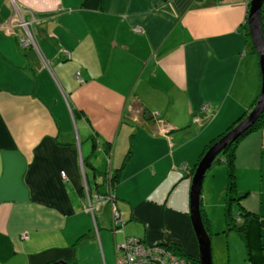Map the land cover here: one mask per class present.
<instances>
[{
    "label": "crops",
    "instance_id": "1",
    "mask_svg": "<svg viewBox=\"0 0 264 264\" xmlns=\"http://www.w3.org/2000/svg\"><path fill=\"white\" fill-rule=\"evenodd\" d=\"M83 1L0 0V264H116L124 235L198 256L192 171L261 92L248 4ZM22 20L36 42L27 48ZM235 164L245 232L224 233L225 165L208 170L202 207L226 239L219 264H264V127L242 139ZM109 192L124 232L111 207L109 219L88 209Z\"/></svg>",
    "mask_w": 264,
    "mask_h": 264
},
{
    "label": "water",
    "instance_id": "2",
    "mask_svg": "<svg viewBox=\"0 0 264 264\" xmlns=\"http://www.w3.org/2000/svg\"><path fill=\"white\" fill-rule=\"evenodd\" d=\"M264 0H251L248 10V28L251 41L259 57V67L262 76V86L260 97L252 110L223 137L216 141L206 152L197 165L193 176L190 191V215L193 227L199 242V264H213L212 237L208 233L202 218L201 203L202 190L205 176L225 149L231 142L239 138L249 130L264 112V22L262 9ZM54 264H69L64 260L54 262Z\"/></svg>",
    "mask_w": 264,
    "mask_h": 264
},
{
    "label": "trees",
    "instance_id": "3",
    "mask_svg": "<svg viewBox=\"0 0 264 264\" xmlns=\"http://www.w3.org/2000/svg\"><path fill=\"white\" fill-rule=\"evenodd\" d=\"M103 2H104V0H84L83 6L88 7V8H93V9H99L102 6ZM262 14H263V22H264V5H263V9H262ZM245 27H246V36H247L248 41H250V46H252L253 50L256 52L254 45L251 41V36L249 33V28H248V22L245 24ZM259 97H260V94L257 97V99L255 100L253 107L258 102ZM245 116L238 119L225 132H223L222 134H220L218 137H216L214 140H212L210 142V144L207 146V148L205 149V151L201 155L198 163L194 167V169L192 171L193 173H194L197 165L199 164L200 160L203 158V156L206 154V152L209 150V148L216 141H218L221 137H223L229 130H231L234 126H236ZM262 127H264V112L261 114L258 121L249 130H247L239 138H237L236 140H234L233 142H231L229 144V146L225 149V151L219 157H217L216 161L212 165V167H213L216 164H223V165H225L226 170H227V181H226V184H225L224 189H223L225 197H226V207H225L226 227H225L224 233H228L231 230H238L240 232H245L248 220L251 217V215H250L251 213L246 212V211L244 212L243 208L240 209L239 215H240V218L244 219V223L242 225H238L237 224V217L238 216L236 214H234V212L232 211L233 203L234 202L239 203L241 201V199L245 196V194L238 192L237 187H236V178H237L236 177V167H235V165H236L235 164L236 150H237L239 143L242 141V139H244L248 135L252 134L253 132L258 131ZM201 212H202V218H203L204 225H205L208 233L210 234V236H212V232L210 230L209 219H208L207 215L204 213L202 203H201ZM168 247L172 251H174L176 254L183 256L186 259H188L191 264H199V258L197 256H192V255L186 254L180 246L168 244ZM50 264H54V263H50Z\"/></svg>",
    "mask_w": 264,
    "mask_h": 264
},
{
    "label": "built area",
    "instance_id": "4",
    "mask_svg": "<svg viewBox=\"0 0 264 264\" xmlns=\"http://www.w3.org/2000/svg\"><path fill=\"white\" fill-rule=\"evenodd\" d=\"M251 0H246L247 4H250ZM31 22L22 20L21 25L28 30V35L21 38L20 45L22 47H30L35 45V38L32 32L29 31V24ZM136 30L139 32L141 28L138 27ZM78 81L83 82L84 79L81 76V72L76 73ZM209 104L204 103L203 109H208ZM65 177V172H62ZM103 199V203L112 205L113 218L115 221V228L118 231L124 230V218L115 202L112 195L100 196ZM88 209L94 210L93 204L90 202ZM118 254L116 256V264H191L188 259L183 256L176 254L172 251L166 243H150L145 239L137 236H126L121 242L117 244Z\"/></svg>",
    "mask_w": 264,
    "mask_h": 264
},
{
    "label": "rangeland",
    "instance_id": "5",
    "mask_svg": "<svg viewBox=\"0 0 264 264\" xmlns=\"http://www.w3.org/2000/svg\"><path fill=\"white\" fill-rule=\"evenodd\" d=\"M251 3V1H250ZM248 8H250V4L248 5ZM21 25V23H20ZM29 28H30V24H29ZM29 31L31 32V30L29 29ZM93 181V180H92ZM98 181L99 182H102V178L99 177L98 178ZM107 183L109 184V187H108V190L110 191L111 189V185L113 186V183L111 182V179L107 180ZM110 194V192H109ZM103 201V199H101ZM92 203L94 205V210H93V213L95 214V216L98 218V219H102V218H106V219H109L111 218V208H112V205H109V203L107 205H104L102 204L101 202H98L97 200L95 199H92ZM106 204V203H105ZM111 207V208H110ZM113 211V209H112ZM113 214V213H112ZM114 224H115V221H114ZM120 232H124L123 231H120ZM212 237V256H213V264H219L221 263L220 259H221V256L225 254L226 252V245H225V248H224V244L226 243V239H221V238H216L215 237L213 238ZM124 238V237H123ZM219 243H218V240H220ZM225 242V243H224ZM218 245H219V248H218ZM220 251V252H219ZM118 254V247L116 246V256ZM219 257V258H218ZM219 259V260H218Z\"/></svg>",
    "mask_w": 264,
    "mask_h": 264
}]
</instances>
